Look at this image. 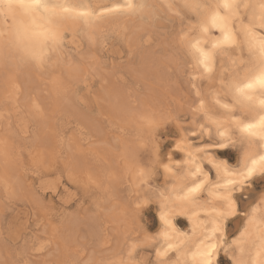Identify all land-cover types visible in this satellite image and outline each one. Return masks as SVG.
Returning <instances> with one entry per match:
<instances>
[{
  "label": "rangeland",
  "instance_id": "rangeland-1",
  "mask_svg": "<svg viewBox=\"0 0 264 264\" xmlns=\"http://www.w3.org/2000/svg\"><path fill=\"white\" fill-rule=\"evenodd\" d=\"M241 1L235 0L237 3ZM246 1L253 5L252 0ZM214 2L215 0H170L169 8L162 0H153L148 13L142 18L144 29L139 33L138 39L131 43L127 34L121 38L111 33L103 44L92 47L99 61H93L95 58L92 57L95 55L90 52L94 50L81 37H66L64 50L59 52L61 59H50L48 68L47 63L36 64L38 72L33 75L35 83H24L23 89L26 92H21L22 101L12 98L9 93V97L0 98L1 120L4 121L3 124H7L0 128V148L6 150L7 162V165L2 163L4 170L0 172V264H112L123 259H131L133 264L157 263L154 252L160 241L154 238L159 229L156 218L158 203L154 190H163L165 186L169 188L174 181L172 173H180L175 167H172L173 172L170 173H165L164 170L166 165L172 166L182 161V152L175 146L180 144V135H186L185 128L193 124L194 116L198 117L196 110L199 98L195 96V91L200 92L206 108L210 109L213 116L223 118L230 115L239 119L249 114L240 110L233 102L234 92L222 87V82L228 84L234 77V71L241 70L242 65L247 66L243 62L250 59L239 21L234 28L236 46L213 52L212 72L205 74L201 69L194 68L197 59L189 50L188 41L200 39L203 42L208 39L200 29L206 21L207 12L220 10ZM185 4L200 7L186 9ZM245 14L247 18L243 20V24L249 25V20L255 23L252 8L247 9L246 13L241 10L240 15L243 17ZM137 21L140 19L135 18L127 23L135 28ZM209 36L215 38L219 36V32H210ZM209 50L212 51L210 46ZM68 57L71 61H68ZM90 57L93 61L91 63ZM74 65L84 69L80 72H83L79 77L81 80L75 79L70 72ZM90 65L89 70L87 67ZM191 68L196 71L194 75L190 74ZM3 75L4 71L0 69L2 92L7 91L1 79ZM40 76L44 80L51 78L43 81ZM60 77L66 81L60 80ZM54 79L57 83L60 80L59 85ZM48 82L54 87L60 86L59 89L49 87L52 84L49 85ZM37 87L38 91L35 90ZM26 94L41 100V111L29 104ZM57 94L59 98H56ZM217 99L221 105L228 104L227 111L214 103ZM53 102L54 105L58 103V106H54ZM121 105L127 106L128 110L132 109V112L141 111L144 106L149 108L147 112L155 114L157 124L149 127L135 117L133 120L138 123L131 125L134 121L128 117L129 113L123 114L125 112ZM109 108L114 109L116 114ZM117 108L121 112L118 113ZM165 110L169 111L168 116ZM42 115H45L44 118ZM199 123L205 121L197 119L194 130H199ZM210 131L218 139L215 131ZM229 131L233 137L231 140L239 144L240 138L230 123ZM124 132H127L125 137L122 136ZM190 143L199 145L198 140H190ZM242 149L229 148L215 153V156L218 160L224 159L230 165H236ZM106 150L112 157L105 155ZM52 157L55 159L52 160ZM122 160L125 161L124 165ZM141 167H145V170ZM124 168L134 176L144 171L151 175L144 178L147 182L141 183L140 180L134 186L130 182L133 181L130 177L133 175L129 176V171H125L123 175ZM122 170L123 173L120 172ZM68 172L69 174L64 175ZM73 173L75 177L72 176ZM91 175L92 178L89 177ZM209 178L214 179L213 170ZM262 196L264 177L260 176L254 177L242 191L236 193L240 213L228 220L224 229L228 251H235V246L229 242L244 220L241 212H248L252 205L261 201ZM215 203L222 207L217 199ZM201 217L204 219V216ZM175 223L181 229L189 231L182 216H176ZM132 244L136 245V249L130 258L126 250ZM218 261L219 264H232L224 251L218 253ZM162 262L180 264L177 251L168 253Z\"/></svg>",
  "mask_w": 264,
  "mask_h": 264
},
{
  "label": "snow or ice",
  "instance_id": "snow-or-ice-1",
  "mask_svg": "<svg viewBox=\"0 0 264 264\" xmlns=\"http://www.w3.org/2000/svg\"><path fill=\"white\" fill-rule=\"evenodd\" d=\"M96 7L79 3L68 4L59 2V0H0V19L5 22L4 30H0V46L19 55L22 59L43 65L53 53H58L63 49L67 33V29L62 24L63 21L71 19L86 27H92L94 22L107 16L117 13H135L144 5L135 4L132 0H125L123 5L118 4L111 8L99 6L101 8L99 12L95 11ZM184 7L186 9H198L200 6L185 4ZM218 7L220 10L215 11L210 19L201 25L200 31L208 39L203 42L196 39L194 43L188 41L189 50L196 57L198 66L202 71L205 74L211 73L213 52L224 47L236 46L234 28L236 22L239 21L250 59L243 62L247 64V67L244 68L243 79L237 78L226 85L222 82V87L235 90L233 102L239 108L264 112V99L259 100L258 109L255 103L257 90L260 96H264V3L249 5L237 3L234 0H224L223 4ZM249 8L258 9L260 16L258 25L253 20H249L247 26L243 24V20L247 16L245 14L242 17L240 12L243 9L246 13ZM222 12L223 14H221ZM8 17L12 18L11 25L6 23ZM213 31L219 32V36L210 37L209 33ZM209 46L212 51L209 50ZM193 88L195 91V85ZM195 96L200 100L196 110L198 117L194 116L193 124L185 128L186 135L183 139L198 140L199 145L197 146L195 143H188L183 146L177 144L176 149L182 153L184 148L194 149V151L190 150L184 153L186 158L176 162L171 167L165 166L167 172H171L172 167H175L177 172L182 173L178 179L185 183L179 188L174 185L172 188L165 186L163 190H154L156 201L161 208L159 219L163 225V230L154 238H162L167 244L165 255L173 252L176 246L171 241L177 238V233L180 231L172 223L174 216L178 214L175 212V206H178V203H194L198 194L204 195L203 189L209 182L212 170H215L217 175L223 170L225 183L217 185L223 189V195L216 196V199L221 202L223 210L213 209L214 219L210 221L211 231L205 230L204 239L200 241L192 255L194 264H219L218 253L224 251L227 254V249L224 246L228 244L223 232V222L228 217L237 214L236 201L233 199V195L238 188L243 189L254 177H264V154H261L264 153V115H260L255 123L235 121L239 132L242 134L240 143L237 144L225 132L219 131L221 123L210 114V109L206 108L199 91H195ZM214 103L226 111L229 108L228 104L221 105L219 99L215 100ZM138 118L149 127L155 123L154 113L141 111ZM197 119L206 122L198 124V131L194 130L197 127ZM213 125L216 126L219 139H216L210 131ZM245 140L249 145H257L259 151L255 155L258 158H253V154L245 151L235 166H230L229 162L223 159L217 161L215 153L229 148H244ZM139 175L141 183H144L146 182L144 178L151 173L140 172ZM172 175L176 176L177 173H172ZM188 182L193 186L187 187ZM185 187H187V191H184ZM261 202L264 203V196H262ZM257 210V208H251V212H246V219L249 223L253 222ZM261 212L264 215V209H261ZM244 235L245 233H241V238ZM258 239L262 249L258 255L264 256V232L260 233ZM236 243V240L232 241V245H236ZM135 249L136 245H132V250L128 253L130 258ZM112 264H132V260H117ZM235 264H246V262L236 261ZM247 264H251V262L249 261ZM259 264H264V261H260Z\"/></svg>",
  "mask_w": 264,
  "mask_h": 264
},
{
  "label": "bare ground",
  "instance_id": "bare-ground-1",
  "mask_svg": "<svg viewBox=\"0 0 264 264\" xmlns=\"http://www.w3.org/2000/svg\"><path fill=\"white\" fill-rule=\"evenodd\" d=\"M153 0H132V2L133 3H135V4H143L144 5V7L142 8V9H140V10H138L137 12H135V13H131V14H129V13H124V14H120V13H117V14H113V15H111V16H107V17H105V18H103V19H101V20H98V21H96V22H94V24L92 25V27H86V26H84V25H82V24H79L78 22H76V21H73V20H71V19H67V20H65V21H63L62 22V24H63V26L67 29V33H66V36H65V38L66 37H71V36H79V37H81V39H83L84 41H85V43H86V45L87 46H90L91 47V49H93V48H95V45L96 44H103L104 42H105V39L106 38H108L109 37V35H111V33L112 34H114V35H116L117 37H123V36H125L126 37V34H127V36H128V40L131 42V43H133V42H135L136 41V39H138L137 37H138V35H139V33L144 29V23H143V16H144V14H147L148 13V11H149V9H150V6H151V2H152ZM169 8H171L170 7V0H162ZM240 1V0H239ZM59 2H64V3H68V4H76V3H79V4H85V5H92V6H97L96 8H95V11L96 12H99V11H101V8L99 7V6H105V7H109V8H111V7H114L115 5H123L124 3H125V0H120V1H116V0H109V1H106V0H59ZM223 2H224V0H215V4L217 5V6H219V5H221V4H223ZM234 2H235V0H234ZM241 4H247V1L246 0H242L241 2H240ZM261 3H264V0H252V4L253 5H259V4H261ZM153 4V3H152ZM155 6V5H154ZM156 7V6H155ZM154 7V8H155ZM157 10V9H156ZM159 10V9H158ZM243 10V9H242ZM215 11H217V9H215L213 12H211V13H209V12H207V14H206V21L207 20H209L210 19V17H211V15L215 12ZM243 12V11H242ZM253 13H254V21H255V23L258 25L259 23H260V16H259V11H258V9H253ZM135 18H138V20L140 19V21L138 22V25L136 26V27H138V28H134V27H132V26H130L128 23H129V21H131V20H133V19H135ZM128 22V23H127ZM6 23L8 24V25H11V23H12V18L11 17H8V19H7V21H6ZM133 23V22H132ZM132 23H130V24H132ZM245 25V24H244ZM245 26H247V25H245ZM4 28H5V22L2 20V19H0V30H4ZM129 43V42H128ZM194 43V42H193ZM134 44H136V43H134ZM182 44V43H181ZM245 45H246V43H245ZM94 46V47H93ZM89 47V48H90ZM93 47V48H92ZM63 48H64V45H63ZM184 48V47H183ZM246 48H247V45H246ZM64 50V49H63ZM94 50V49H93ZM247 50H248V48H247ZM73 52V51H72ZM90 53H95L96 54V52H95V50L94 51H91ZM92 54V55H93ZM94 54V55H95ZM65 55V54H64ZM93 55V56H94ZM90 56H91V54H90ZM96 56L97 55H95L94 57H92L94 60L93 61H95L97 58H96ZM98 57V56H97ZM69 58V57H68ZM68 58H66L67 60H68ZM85 58H87V56L85 57ZM85 58H83V60H86ZM89 58V57H88ZM50 59H53V60H55L56 61V59H61L60 58V56H59V52L58 53H53L51 56H50V58L47 60V68H48V62L50 61ZM63 60V59H62ZM98 60V59H97ZM59 61V60H58ZM66 61V60H65ZM68 61H71L70 60V58H69V60ZM75 61V60H74ZM93 61H91V57H90V62L89 63H91V62H93ZM99 61V60H98ZM97 61V62H98ZM60 62H62V61H60ZM59 62V63H60ZM238 62H240L239 60H238ZM79 63V62H78ZM75 64H76V62H75ZM88 63H86V65H87ZM73 65V64H72ZM77 65V64H76ZM79 65V67L81 66L80 64H78ZM89 65V64H88ZM87 65V66H88ZM99 65V64H98ZM69 66V65H68ZM85 65H83V67H84ZM50 67H52V63H51V65H50ZM54 67V66H53ZM64 67H66V66H64ZM79 67H76L75 65L71 68V67H68L69 69H70V72L72 73V75L74 76V78L76 79V78H79L81 75H82V73H80L81 72V70L82 69H80ZM97 67V66H96ZM245 67H247V66H244V65H242V69L241 70H235L234 71V77L231 79V81H234V80H236L237 78H240V79H243V77H244V68ZM82 68V67H81ZM89 68V70H90V68H91V65H90V67H87V69ZM194 68H199V69H201L199 66H198V62H197V64L194 66ZM194 68H191L192 70H191V72H190V74L191 75H194L195 73H196V71L194 70ZM0 69L2 70V71H4V75H3V77H1V79L3 80V86L5 87V89L7 90V91H3L2 92V90H0V98H5V97H9L8 96V93L10 94V96L13 98V97H16V99H19V100H21L22 98H23V95L21 96V92L25 89V87H24V83H29V84H33V83H35V78H34V76L33 75H36L37 74V70H36V63L35 62H32V61H30V60H26V59H22L19 55H17V54H15V53H13V52H10V51H8L7 49H5L3 46H0ZM59 69V68H58ZM69 69H67V72H68V70ZM86 69V68H85ZM34 70H36V73H35V71ZM61 70V69H60ZM84 70V69H83ZM82 70V71H83ZM202 70V69H201ZM47 71H48V69H47ZM97 71V70H96ZM99 71V70H98ZM51 72V71H50ZM101 72V71H100ZM53 73V72H52ZM95 73V72H94ZM200 73V72H199ZM55 74V73H54ZM57 74V73H56ZM55 74V75H56ZM53 75V74H52ZM70 75V74H69ZM72 75H70V77L72 76ZM38 76V75H37ZM51 76V75H50ZM49 76V77H50ZM58 76H59V73H58ZM57 76V78H59ZM62 76V75H61ZM68 76V75H67ZM41 77V76H40ZM56 77V76H55ZM42 79L41 80H43V81H46V80H50V78L49 79H46V80H44L45 78H43V77H41ZM37 79H40V78H37ZM53 79V78H52ZM67 79H68V77H67ZM72 79V78H71ZM80 79V78H79ZM192 79V78H191ZM55 80V79H54ZM54 80H52L53 81V84H54ZM60 80H64V79H61V77H60ZM60 80H57V81H59L60 82ZM81 80V79H80ZM142 80H143V78H142ZM43 81H41V82H43ZM64 81H66V80H64ZM77 81V80H76ZM75 81V82H76ZM55 82H56V80H55ZM59 82L57 83L58 85H59ZM73 82V81H72ZM74 82V83H75ZM79 82V81H78ZM149 82V81H148ZM48 84H49V82H48ZM52 83H50L49 85H51ZM53 84L51 85V86H49V87H53V88H55L56 90L57 89H59V87H58V85H56V87H54L53 86ZM62 84H63V82H62ZM41 86L43 85L44 86V84H40ZM55 85V84H54ZM61 85V84H60ZM64 85V84H63ZM191 85H192V81H191ZM62 86V85H61ZM67 86V85H66ZM69 86V85H68ZM67 86V87H68ZM72 86V85H71ZM70 86V87H71ZM157 86V85H156ZM64 87V86H63ZM69 87V88H70ZM24 88V89H23ZM62 88V87H61ZM159 88V87H158ZM164 88V87H163ZM50 90L52 89V88H49ZM64 89V88H63ZM169 89V88H168ZM196 89V88H195ZM35 90H37L38 91V87L35 89ZM43 90H45L44 88H43ZM42 90V91H43ZM67 90V89H66ZM233 92H234V94H235V90L234 89H231ZM25 91V90H24ZM64 91V90H63ZM71 91V90H70ZM26 92V91H25ZM51 92H53V89L51 90ZM27 93H29V92H27ZM36 93V92H35ZM44 93H46L45 91H44ZM55 94H56V91L54 92ZM32 94V93H31ZM37 94V93H36ZM53 94V93H52ZM61 94H63V93H61ZM61 94H59V95H61ZM65 94H66V91H65ZM6 95V96H5ZM27 95V94H26ZM64 95V94H63ZM110 95V94H109ZM49 96V95H48ZM62 96V95H61ZM173 96V95H172ZM176 96V95H175ZM22 97V98H21ZM26 97H28V99L27 100H29L30 102H29V104L34 108V109H36V110H39L40 109V111H41V109H42V106H41V100L39 99V98H37V97H34L33 95L32 96H29V95H27ZM26 97H25V101H26ZM50 97V96H49ZM55 97V96H54ZM58 97V94L56 95V98ZM51 98V97H50ZM59 98V97H58ZM60 98H62V97H60ZM143 98V97H142ZM146 98V97H145ZM178 98V97H177ZM48 99V98H47ZM62 99H64V98H62ZM113 99H115V98H113ZM176 99V98H175ZM260 99H264V96H260L259 95V92H258V90H257V98H256V101H255V103H256V106H257V109H258V106H259V100ZM23 100V99H22ZM21 100V101H22ZM55 100V99H54ZM53 100V101H54ZM56 100H58V99H56ZM55 100V101H56ZM108 100H110V99H108ZM141 100V99H140ZM166 100V99H165ZM46 101V100H45ZM18 102V101H17ZM97 102H99V101H97ZM135 102V101H134ZM142 102V101H141ZM174 102V101H173ZM198 102L200 103V100L198 99ZM27 103H28V101H27ZM63 103H65V102H63ZM113 103V102H112ZM143 103V102H142ZM142 103H140V104H142ZM28 104V105H29ZM47 104H50V103H47ZM104 104V103H103ZM144 104V103H143ZM4 105V104H3ZM52 105V104H51ZM51 105H50V107H51ZM53 105H54V102H53ZM109 105H110V103H109ZM116 105H117V103H116ZM145 105V104H144ZM147 105V104H146ZM54 106H58V103H56V105H54ZM69 106V105H68ZM63 107V106H62ZM61 107V108H62ZM141 107V106H140ZM145 107V106H144ZM143 107V109L141 110V111H144V112H147L148 111V109L147 108H144ZM70 108V107H69ZM110 108H112L111 106H110ZM109 108V109H110ZM121 108H122V111H124L125 113H123V114H125V115H128L127 113H129V115H128V117H130V119H132V121H134L133 120V118H135V117H137V119H138V116H139V113L141 112V111H133L132 112V109H126L127 108V106L126 107H124V105H121ZM142 108V107H141ZM192 108V107H191ZM194 108V107H193ZM30 109H32V108H30ZM50 109V108H49ZM156 109V108H155ZM195 109V108H194ZM56 110H57V108H56ZM113 113H115L112 109H110ZM117 110V112L119 113V112H121V111H119L118 110V108L116 109ZM152 110H153V107H152ZM196 110V109H195ZM240 110H242V108L240 109ZM245 112H247V113H249L248 115H244V116H242V118H239V119H237V118H234V117H232V116H230V115H226L225 117H223V118H221V117H216V116H213V118L214 119H216V120H218V121H220V123H221V127L219 128V131H221V132H225L226 133V135L228 136V137H231V138H233L232 137V135H231V132L229 131V123L235 128V130H236V133H237V135H238V137L241 139V133L239 132V130H238V128H237V124L235 123V121H240V122H242V123H255V122H257L258 121V119H259V116L260 115H264V112H258L257 110H249V109H243ZM45 111V110H44ZM54 111V110H53ZM63 111V110H62ZM126 111H129V112H126ZM166 111V110H165ZM30 112H32L31 110H30ZM39 112V111H38ZM47 112V111H46ZM161 112V111H160ZM167 112V116H168V112L169 111H166ZM33 113V112H32ZM31 113V114H32ZM35 114H36V112H34ZM33 113V114H34ZM117 113V114H118ZM147 113H149V112H147ZM164 113V112H163ZM179 113V112H178ZM43 114V113H42ZM52 114V113H51ZM56 114V113H55ZM71 114V113H70ZM116 114V113H115ZM171 114V113H170ZM46 115V114H45ZM44 115V116H45ZM57 115V114H56ZM125 115H124V117H125ZM157 115V114H156ZM164 115H166V114H164ZM44 116L42 115L41 117H43L44 118ZM94 116V115H93ZM115 116V115H114ZM166 116V117H167ZM48 117V116H47ZM122 117V116H121ZM1 118H2V113H1V110H0V128H2L3 126H5V125H7V124H3V120H1ZM5 118V117H4ZM42 119V118H41ZM118 119V118H117ZM157 119V118H156ZM37 120H39V119H37ZM48 120V119H47ZM77 120V119H76ZM46 121V120H45ZM131 121V122H132ZM137 121V120H136ZM136 121H134V122H132L133 124H131V125H133V126H135L138 122H136ZM159 121V120H158ZM203 121V120H202ZM129 122V124H130V120L128 121ZM41 123H43V121L41 122ZM40 123V124H41ZM45 123V122H44ZM124 123H126V122H124ZM136 123V124H135ZM140 123H141V121H140ZM159 123V122H158ZM174 123H175V121H174ZM206 123V122H205ZM135 124V125H134ZM155 124H157V123H155ZM161 124V123H160ZM176 124V123H175ZM126 125V124H125ZM178 125V124H177ZM241 126H242V124H241ZM41 127V126H40ZM81 127V126H80ZM145 127V126H144ZM153 127V126H152ZM119 128V127H118ZM134 128V127H133ZM138 128V127H137ZM180 128V127H179ZM214 130L215 131V133H216V135H217V138L219 139L220 137L218 136V134H217V132H216V126L215 125H213V127L210 129V130ZM87 130V129H86ZM83 131H85V130H83ZM135 132L136 131H138V130H134ZM2 132V131H1ZM139 132V131H138ZM137 132V133H138ZM76 133V132H75ZM127 133V132H126ZM125 132L122 134V136H124L125 134H126ZM140 133V132H139ZM142 133V132H141ZM184 133V132H183ZM97 134V133H96ZM110 134V133H109ZM43 135V134H42ZM121 136V138H123ZM132 136V135H131ZM130 136V138H132ZM136 136H137V134H136ZM181 136V138L179 139V141H180V145L181 146H183V145H185V144H188V143H190V139H188V140H186V139H183L184 137H185V135L184 134H182V135H180ZM38 137V136H37ZM36 137V138H37ZM125 137V136H124ZM127 137H128V135H127ZM134 137V136H133ZM7 138V137H6ZM129 138V139H130ZM42 139V138H41ZM43 141V140H42ZM41 141V142H42ZM72 141V140H71ZM141 141V140H140ZM149 141H150V139H149ZM6 142V141H5ZM97 142V141H96ZM100 142V141H99ZM144 142V141H143ZM151 142V141H150ZM177 142H178V140H177ZM8 143V142H7ZM23 143V142H22ZM102 143V142H101ZM107 143V142H106ZM68 144V143H67ZM86 144V143H85ZM105 143L103 142V144L102 145H104ZM108 144H110V143H108ZM124 144V143H123ZM127 144H129V143H127ZM138 145H139V143H137ZM148 144V143H147ZM178 144V143H177ZM176 144V145H177ZM7 145V144H6ZM55 145V144H54ZM94 145V144H93ZM96 145H98L97 143H96ZM125 145V144H124ZM123 145V146H124ZM133 145V144H132ZM132 145H131V147H132ZM136 145V144H135ZM85 146V145H84ZM106 146V145H105ZM142 146V145H141ZM56 147V146H55ZM87 147V146H86ZM98 147V146H97ZM116 147V146H115ZM135 147V149H136V146H134ZM176 147V146H175ZM79 148H80V146H79ZM99 148V147H98ZM102 148H103V146H102ZM123 148H125V146L123 147ZM141 148H144V147H141ZM55 149V148H54ZM76 149V148H75ZM105 149V148H104ZM103 149V150H104ZM114 148H112V150H113ZM128 149V148H127ZM126 149V150H127ZM138 149V148H137ZM43 150L45 151L46 149H44L43 148ZM102 150V149H101ZM102 150V151H103ZM123 150H125V149H123ZM125 150V151H126ZM130 150H131V148H130ZM190 150H192V151H194V149H188V148H184V152L182 153V160L183 159H185L186 157H185V155H184V153H186V152H188V151H190ZM38 151V150H37ZM97 151V154H98V150H96L95 149V152ZM102 151H100V155L102 156ZM124 151V152H125ZM132 151V150H131ZM130 151V152H131ZM138 151V150H137ZM151 151H152V149H151ZM245 151H248L249 153H251V154H253V158H258L255 154L259 151V149H258V147H257V145L256 144H252V145H249L248 144V142H247V140H245V142H244V148L242 149V151H241V153H240V155H239V159L238 160H241V158L243 157V155H244V152ZM5 152H6V150L5 149H3V148H0V172H1V170L3 171L4 170V168L3 167H1V166H3L4 164L5 165H7L6 163L7 162H5ZM46 152H48V151H46ZM50 152V151H49ZM106 152H107V150H106ZM114 152V151H113ZM120 152V151H119ZM45 153V152H44ZM72 153V152H71ZM105 153V152H104ZM103 153V154H104ZM116 153L117 152H115V155H116ZM132 153V152H131ZM135 153V152H134ZM155 153V152H154ZM153 153V154H154ZM46 154H48V153H46ZM53 154V153H52ZM96 154V153H95ZM121 154V153H120ZM120 154H119V156H120ZM125 154V153H124ZM123 154V155H124ZM126 154H128V156H129V153L127 152ZM152 154V155H153ZM261 154H264V153H261ZM106 156H108V155H110L111 157H112V155L111 154H109L108 152H107V154H105ZM114 155V154H113ZM117 155H118V153H117ZM9 156V155H8ZM46 156V155H45ZM95 156V155H94ZM106 156H104V157H106ZM155 155H153V157H154ZM33 157V156H32ZM118 157V156H117ZM121 157V156H120ZM133 157H136V156H132V158ZM152 157V158H153ZM29 158V157H28ZM41 158H42V156H41ZM44 158V157H43ZM59 158H61V157H59ZM106 158H108V157H106ZM110 158V157H109ZM108 158V159H109ZM116 158V157H115ZM130 158V157H129ZM137 158V157H136ZM136 158H135V160H136ZM168 158V157H167ZM30 159V158H29ZM36 159V158H35ZM38 159V158H37ZM55 159V157L53 158L52 157V160H54ZM75 159V158H74ZM103 159H105V158H103ZM107 159V160H108ZM111 159V158H110ZM109 159V160H110ZM13 160V159H12ZM14 160H15V158H14ZM108 160V161H109ZM115 160V159H114ZM127 160V159H126ZM132 161H131V163L133 162V159H131ZM220 160V159H219ZM218 159H217V161H219ZM224 160V159H223ZM60 161V160H59ZM123 161V160H122ZM146 161H147V159H146ZM19 162V161H18ZM33 162V161H32ZM124 163H123V165L125 164V161H123ZM130 162V161H129ZM128 162V163H129ZM138 162V161H137ZM176 162V161H175ZM174 162V163H175ZM250 162V161H249ZM2 163H3V165H2ZM22 163V162H21ZM36 163V162H35ZM17 164V163H16ZM20 164V163H19ZM147 164V163H146ZM170 164V163H169ZM18 165V164H17ZM34 165V164H33ZM85 165V164H84ZM83 165V166H84ZM230 165V164H229ZM40 166H41V164H40ZM103 166V165H102ZM128 167L130 166L129 164L127 165ZM143 166H145V165H143ZM163 166V165H162ZM167 166H169V167H171L170 165H167ZM230 166H235V165H230ZM113 167V166H112ZM134 167H136V165L134 166ZM134 167H133V169H134ZM137 167H140V166H137ZM7 168V167H6ZM141 168H143V167H141ZM145 168V167H144ZM143 168V169H144ZM164 168V167H163ZM108 169V168H107ZM128 169H130V167L128 168ZM128 169H125L124 168V173H123V170L122 171H120L121 173H123V175L125 174V171H129L130 172V174H129V176L132 174L133 175V173L130 171V170H128ZM132 169V170H133ZM111 170V169H110ZM135 170H137V168H135ZM145 170V169H144ZM7 171V170H6ZM5 171V172H6ZM13 171V170H12ZM66 171V170H65ZM87 171H89V169L87 168ZM99 171V170H98ZM108 171H109V169H108ZM165 171V170H164ZM70 172V171H69ZM69 172L68 173H65L64 175H66V174H69ZM85 172V171H84ZM133 172L135 173V171L133 170ZM136 172H138V171H136ZM145 172V171H144ZM167 171H165V173H166ZM172 172H173V168H172ZM213 172H214V179H210L209 178V182L208 183H206V185H205V188L203 189V192H204V196H201V195H197V198H196V200H195V202L194 203H191V204H179L178 203V206H175V212L176 213H178L177 215H175L174 216V218H173V220H172V223L176 226V228L177 229H179L180 231H179V233H177V238H175V239H173L172 241H171V243H173L175 246H176V248L173 250V251H177V253H178V260H179V263L180 264H194V261L192 260V255H193V253L196 251V247H197V245L200 243V241L202 240V239H204V232H205V230L207 229L208 231H211V224H210V221H212L213 219H214V211H213V209H216V210H223V208L222 207H218L217 205H216V203H215V200H216V196L217 195H223V189L222 188H219V187H217V185H223L224 183H225V178H224V172H223V170H221V172L219 173V175H217L216 173H215V170H213ZM82 173V172H81ZM87 173V172H86ZM170 173V172H169ZM17 174V173H16ZM70 174H71V172H70ZM85 174V173H84ZM89 174H92V173H89ZM117 174V173H116ZM182 173H179V175H176V176H173L174 178V181L172 182V184H170V187L169 188H172L174 185L177 187V188H179V187H181L185 182H183V181H181V180H179L178 179V177L181 175ZM86 175V174H85ZM84 175V176H85ZM93 175V174H92ZM92 175L91 176H89V177H91L92 178ZM126 175H128V174H126ZM136 175V174H135ZM166 175V174H165ZM168 175V174H167ZM2 176V175H1ZM72 176H74V173H73V175ZM78 176V175H77ZM128 176V177H129ZM8 177V176H7ZM21 177V176H20ZM75 177V176H74ZM104 177H106V176H104ZM110 177H112V176H110ZM110 177H109V179H110ZM119 177H121L120 175H119ZM131 178H133V181L131 180L130 182L135 186V184H138L139 183V181L141 180V177H140V175H136V176H130ZM172 177V176H171ZM257 177V176H256ZM1 178V177H0ZM86 179L88 178V177H85ZM123 178V177H122ZM89 179V178H88ZM119 179H121V178H119ZM124 179V178H123ZM4 180V179H3ZM19 180V179H18ZM93 180H95V179H93ZM107 181V180H106ZM123 182V181H122ZM121 182V183H122ZM126 182V181H125ZM147 182V181H146ZM197 182H199V181H197ZM95 184V183H94ZM129 184V183H128ZM249 184V183H248ZM117 185V184H116ZM122 185V184H121ZM145 185V184H144ZM166 185V184H165ZM5 186V185H4ZM120 186V185H119ZM193 185L190 183V182H188L187 183V187H192ZM249 186V185H248ZM136 187H137V185H136ZM187 187H185L184 188V191H187ZM245 188V187H244ZM243 188V189H244ZM134 189V188H133ZM243 189H237L236 190V192H235V194L233 195V199L236 201V193H239L240 191H242ZM136 190V189H135ZM134 190V191H135ZM138 191H141V190H138ZM137 192V191H136ZM135 193V192H134ZM139 194H142V193H139ZM182 194V193H181ZM263 194V193H262ZM261 194V195H262ZM104 197V196H103ZM144 197V196H143ZM142 197V198H143ZM125 198V197H124ZM141 198V199H142ZM140 199V200H141ZM143 200V199H142ZM141 200V201H142ZM115 201V200H114ZM119 202V201H118ZM134 202V201H133ZM137 204V203H136ZM139 204V203H138ZM255 204V203H254ZM121 205H123V204H121ZM136 206V205H135ZM108 208V207H107ZM115 208V207H114ZM124 208V207H123ZM122 208V209H123ZM251 208H257L258 210H257V212H256V214H255V217H254V220H253V222L252 223H249L248 222V219H246V213H242L241 212V215L243 214L244 215V220H243V222H242V224L239 226V228H238V230H237V232H236V235L234 236V237H232L231 239H230V242L229 243H231L232 244V241L233 240H236L237 241V243H236V245H234L235 246V251L233 252V251H228L227 250V255H228V257H229V259H230V261L232 262V264H235V262L236 261H244V262H246V264H247V262H251V264H259V262L260 261H264V256H259L258 255V253L260 252V251H262V249H261V247H260V240L258 239V237H259V235H260V233L261 232H264V215H262V212H261V209H264V203H262L261 201L259 202V203H257V204H255V205H252L251 206ZM251 208H249V210H248V212H251ZM122 209H121V211H122ZM126 208H124V210H125ZM236 209H237V214L236 215H233V216H230V217H228V219L227 220H225L223 223H224V228H223V232H224V229H225V225H226V222L228 221V220H230V219H233V218H235L240 212H239V210H238V204H237V201H236ZM118 210V209H117ZM120 211V212H121ZM160 211H161V208H160V206L158 205V209H157V213H156V218H157V220H158V223H159V229H158V231H157V234L158 233H160L162 230H163V225H162V222L160 221V219H159V214H160ZM113 212V211H112ZM111 211H110V213H112ZM124 212V211H123ZM138 212V211H137ZM125 215V214H124ZM176 216H182L185 220H186V222H187V226H188V232L186 231V230H184V229H181L176 223H175V217ZM201 216H204V219H202V217ZM127 218H129L128 216H127ZM128 220V219H127ZM203 220H205V221H203ZM238 220H240V218L238 219ZM129 223L131 222V221H128ZM136 222V221H135ZM237 223V222H236ZM127 224V223H126ZM130 225V224H129ZM134 226V225H133ZM131 228V227H130ZM1 230V229H0ZM241 233H245V235H244V237L243 238H241ZM149 239V238H148ZM159 241H160V245L155 249V259H156V261H157V263L156 264H164L163 262H162V259L163 258H165L166 257V255L168 254H166L165 255V250H166V248H167V244L165 243V241L162 239V238H160L159 239ZM253 242H255V243H253ZM133 245V244H132ZM132 245H131V247L130 248H128V250H126V251H128V253H129V251L130 250H132ZM227 246H228V244L227 245H225L224 247L225 248H227ZM126 248V247H125ZM119 249V248H118ZM178 249V250H177ZM124 252V251H123ZM157 253H159V255H157ZM170 253V252H169ZM221 253V252H220ZM87 255V254H86ZM124 260V259H123ZM128 260V259H127ZM70 263V262H69ZM133 264V263H132Z\"/></svg>",
  "mask_w": 264,
  "mask_h": 264
}]
</instances>
